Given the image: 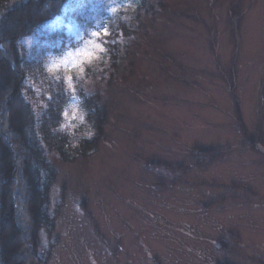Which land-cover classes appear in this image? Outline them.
Wrapping results in <instances>:
<instances>
[{
	"label": "rangeland",
	"instance_id": "rangeland-1",
	"mask_svg": "<svg viewBox=\"0 0 264 264\" xmlns=\"http://www.w3.org/2000/svg\"><path fill=\"white\" fill-rule=\"evenodd\" d=\"M158 2L113 77L87 71L100 30L49 65L72 94L63 130L97 136L82 91L108 122L86 156L50 155L46 264H264V0Z\"/></svg>",
	"mask_w": 264,
	"mask_h": 264
},
{
	"label": "trees",
	"instance_id": "trees-1",
	"mask_svg": "<svg viewBox=\"0 0 264 264\" xmlns=\"http://www.w3.org/2000/svg\"><path fill=\"white\" fill-rule=\"evenodd\" d=\"M121 1H131L134 8L111 13ZM158 3L0 0V264H46L41 234L55 228L48 211L55 179L50 155L62 161L86 156L98 147L108 122L100 95L82 91L81 105L97 136L76 141L62 129L72 94L64 74L49 70L51 61L90 39L93 31H106L101 59L87 71L113 77L130 54V40L143 28V17L161 8ZM193 151L201 156L210 149ZM226 243L218 241L220 247Z\"/></svg>",
	"mask_w": 264,
	"mask_h": 264
},
{
	"label": "snow or ice",
	"instance_id": "snow-or-ice-1",
	"mask_svg": "<svg viewBox=\"0 0 264 264\" xmlns=\"http://www.w3.org/2000/svg\"><path fill=\"white\" fill-rule=\"evenodd\" d=\"M105 35H107V32H106V31H105ZM97 47H98V48H100L101 50H103V49H102V46H100V45H97ZM87 55H89V56H90V54H87Z\"/></svg>",
	"mask_w": 264,
	"mask_h": 264
}]
</instances>
